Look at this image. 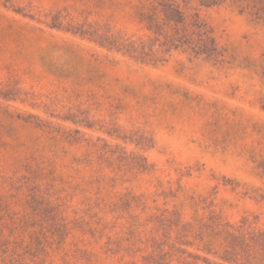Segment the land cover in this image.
Segmentation results:
<instances>
[{"label": "rangeland", "instance_id": "1", "mask_svg": "<svg viewBox=\"0 0 264 264\" xmlns=\"http://www.w3.org/2000/svg\"><path fill=\"white\" fill-rule=\"evenodd\" d=\"M0 264H264V0H0Z\"/></svg>", "mask_w": 264, "mask_h": 264}]
</instances>
